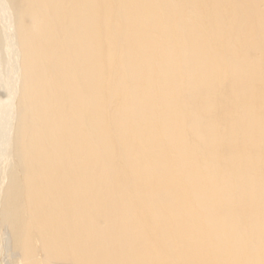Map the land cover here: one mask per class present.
<instances>
[{
    "label": "bare ground",
    "instance_id": "bare-ground-1",
    "mask_svg": "<svg viewBox=\"0 0 264 264\" xmlns=\"http://www.w3.org/2000/svg\"><path fill=\"white\" fill-rule=\"evenodd\" d=\"M0 264H264V0H0Z\"/></svg>",
    "mask_w": 264,
    "mask_h": 264
}]
</instances>
